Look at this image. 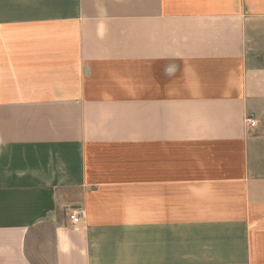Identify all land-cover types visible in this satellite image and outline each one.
I'll list each match as a JSON object with an SVG mask.
<instances>
[{"label":"crops","instance_id":"0c3cea01","mask_svg":"<svg viewBox=\"0 0 264 264\" xmlns=\"http://www.w3.org/2000/svg\"><path fill=\"white\" fill-rule=\"evenodd\" d=\"M0 264H264V0H0Z\"/></svg>","mask_w":264,"mask_h":264},{"label":"built area","instance_id":"2783aa9c","mask_svg":"<svg viewBox=\"0 0 264 264\" xmlns=\"http://www.w3.org/2000/svg\"><path fill=\"white\" fill-rule=\"evenodd\" d=\"M246 125L250 128L256 126V122L251 118H246ZM85 219V212L81 208H74L68 212V221L72 226L81 224Z\"/></svg>","mask_w":264,"mask_h":264}]
</instances>
